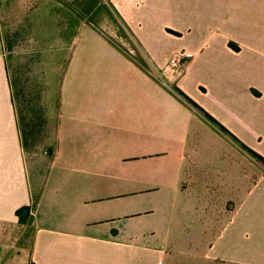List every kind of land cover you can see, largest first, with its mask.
Returning a JSON list of instances; mask_svg holds the SVG:
<instances>
[{
    "label": "crops",
    "instance_id": "1",
    "mask_svg": "<svg viewBox=\"0 0 264 264\" xmlns=\"http://www.w3.org/2000/svg\"><path fill=\"white\" fill-rule=\"evenodd\" d=\"M57 1L0 0V12L18 4L33 27ZM61 2L80 18L71 49L49 56L58 104L46 150L23 145L0 39V264H264V170L247 175L237 147H222L264 160V0ZM181 51L177 74L167 62ZM212 179L233 189L190 194ZM196 201L213 229L186 228ZM211 201L220 211L202 210Z\"/></svg>",
    "mask_w": 264,
    "mask_h": 264
},
{
    "label": "rangeland",
    "instance_id": "2",
    "mask_svg": "<svg viewBox=\"0 0 264 264\" xmlns=\"http://www.w3.org/2000/svg\"><path fill=\"white\" fill-rule=\"evenodd\" d=\"M57 3L58 7L53 12L45 14L47 17L42 12L41 21L35 20L33 27L29 26L30 19H23L21 6L18 4H15L14 8L19 10L13 11L9 18H4L5 13L0 12L1 50L3 60L5 63L7 61L9 66L11 101L14 104L23 145L29 152L46 150L53 144L58 102H56L57 91L55 90L56 77L53 74L54 59L49 56L54 54L55 50L71 49L73 33L77 29V18H80V13L75 10L66 11L67 6L61 0ZM86 34L87 31L84 35ZM80 42L78 46L84 47L85 42L82 39ZM234 144L235 142L231 140L228 144L223 143L222 147L228 149L231 146L237 147L238 153L235 154L236 156L234 155V162H237L238 166H242L244 173L246 169L247 175L251 173L249 166L254 167V177L260 173V169L264 170V160ZM200 158L203 159L202 163L209 164L211 162L207 160V157L200 156ZM197 162L195 159L194 163L197 164ZM218 163L222 164V167L226 165L225 162ZM32 168L30 164V169ZM222 173L225 175L227 172L222 171ZM31 177L32 179L35 177L33 169ZM193 183L189 187L191 195L197 196L202 193L210 195L212 200L218 198L215 195L219 196L221 192L224 194V192L228 193L233 189V187L230 189L215 185L218 181L213 179L208 181L205 187H199L197 181H193ZM189 205L187 209L191 211L190 214L192 213L194 218H189L186 221L190 222L186 228H195L193 222L203 223L205 221L206 227L212 229L215 227L214 223L217 225V222L212 218L196 217L199 209L197 201ZM229 206L228 202L226 207ZM200 207L207 212H214L220 211L222 204L211 201L200 204ZM221 221L223 222L224 219L222 218Z\"/></svg>",
    "mask_w": 264,
    "mask_h": 264
},
{
    "label": "trees",
    "instance_id": "3",
    "mask_svg": "<svg viewBox=\"0 0 264 264\" xmlns=\"http://www.w3.org/2000/svg\"><path fill=\"white\" fill-rule=\"evenodd\" d=\"M175 34H178L177 32H174ZM229 45L231 46L232 49L237 50L238 47L232 43L229 42ZM177 92L180 94V96H182L187 103H189L190 105H192L193 107H195L196 109H198L199 111H201L203 113V115L210 120L211 122H213L215 125H217L221 130L223 131H227V129L220 123L218 122L214 117H212L209 113H207L205 110H203L200 106H198L193 100H191L188 96H186L185 94H183L181 91H179L178 89H176ZM24 144V143H23ZM15 214L18 217V221L20 223H25L27 221H29L30 219V215H29V206H22L20 208H18L15 211ZM31 220V219H30Z\"/></svg>",
    "mask_w": 264,
    "mask_h": 264
},
{
    "label": "built area",
    "instance_id": "4",
    "mask_svg": "<svg viewBox=\"0 0 264 264\" xmlns=\"http://www.w3.org/2000/svg\"><path fill=\"white\" fill-rule=\"evenodd\" d=\"M189 56V54H187L184 51L181 52H176L167 62V67L170 68V70H172L173 72L179 74L180 70L183 66L184 63V59L185 57ZM31 209H29V214L32 215V212L30 211Z\"/></svg>",
    "mask_w": 264,
    "mask_h": 264
}]
</instances>
